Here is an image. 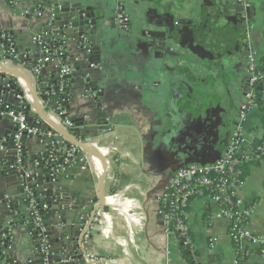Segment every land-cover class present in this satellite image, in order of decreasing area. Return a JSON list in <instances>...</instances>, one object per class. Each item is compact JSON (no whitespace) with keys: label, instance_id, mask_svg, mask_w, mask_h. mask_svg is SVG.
<instances>
[{"label":"crops","instance_id":"crops-1","mask_svg":"<svg viewBox=\"0 0 264 264\" xmlns=\"http://www.w3.org/2000/svg\"><path fill=\"white\" fill-rule=\"evenodd\" d=\"M15 1L19 8H12L8 0H0V33L11 38L19 61L2 64L7 70L21 75L20 78L12 75L7 77L10 81L17 82L28 94L30 118V113H36L37 110V106L33 105L30 90L36 86L41 87L42 84L54 85L56 81L57 68L53 63L47 64L43 69L42 83L33 73L39 55V49L33 41L43 31L44 23L50 19L51 14H54L52 5L56 0ZM59 1L65 5L66 0ZM95 1V5L102 10L98 13L106 16L107 31L104 36L107 37L111 29L107 48H113L123 56L128 55L124 50L134 24L130 32H122L123 38L118 41L117 36L120 32L112 19L116 1ZM211 1L215 0H126V7L132 21L137 20L135 15L140 9L161 7L158 11L159 17L164 18L161 23L156 24L160 18L153 13H145L140 19L149 34L156 28L160 31L178 28L184 17L192 16L195 11L199 14ZM246 1L256 11L253 20L254 35L250 43L255 47L253 53L256 55L257 63L263 64L264 0ZM183 6L191 7L187 15L175 12L176 8ZM40 9L44 14L41 19L23 15L26 11L36 12ZM178 32V37H182L181 33L192 35L190 25L183 27L181 33ZM229 39L215 41L207 51L202 48L204 54L201 59L204 62L196 58L187 61L177 56H168L167 60H162L152 54L153 59L145 62L147 65L143 69L136 67L131 61L117 63L103 57L100 62L102 69L93 72L94 75L89 82L83 81L77 69L71 75L67 87L66 111L68 114L71 113L70 118L75 116L84 119L85 126H90L86 128L89 134H81L80 141L96 143L100 148L113 145L115 153L110 155L116 154L122 159L118 166L108 161V172L104 182L106 193L104 206L108 207V212L102 210L97 212L83 244L91 259L100 264H187L182 256L178 238L166 230L158 214L159 205L153 200L164 191L178 170L193 164L199 166L213 164L223 155L229 143L222 152L215 154L217 155L215 161L210 160L211 153L209 157L203 153L205 156L201 160L207 162L206 164L194 161L182 166L189 161V156L185 151L177 152L173 148L172 140L178 138L177 130L172 134L165 131L163 115L167 105L176 103L178 99L176 93L178 87L183 85L182 82L187 83L193 78L200 85L204 105H207L209 110L214 108L220 111V123L228 128L230 124L234 125L237 122L234 125V133L241 123L238 113L250 90L246 74L249 58L237 54L236 41H232L230 36ZM67 42L68 57L70 59L77 57L76 42L69 40ZM96 98L99 103H95ZM8 103L11 106L19 104L13 96L9 97ZM37 105L39 109H48L47 103L41 98ZM170 111L172 112L173 108ZM230 111L232 116L226 120V113L230 114ZM263 123L260 107L254 108L241 123L248 147L264 139ZM174 126L172 125V128ZM13 127L11 121L4 120L0 123V145L5 147L6 152L0 154L2 162H8L11 157L8 148ZM41 151L42 147L36 139L27 140L25 157L27 156L26 159L30 163ZM97 164L96 169L91 166L70 167L60 177L55 186L68 195L66 203L69 208L60 216L54 217L51 213L50 220L62 217L66 221L76 223L82 216H86L88 221H91L96 210L93 201L100 192L102 177V166L99 162ZM0 191L8 192L13 210L19 206L15 212L16 221L12 233L15 258L23 264H27L28 261L33 263L39 261V254L35 250L36 243L29 230L26 226L17 224V217L27 214V206L22 196L18 195L20 191L18 181L16 179L6 181L0 176ZM239 194L252 210L248 229L254 235L264 238V161L250 167L249 175L239 189ZM216 213L217 206L212 203L209 196L194 198L190 203L187 222L194 239V247L198 252L197 258L201 264H234L237 252L228 234V222L216 217ZM74 234V228L71 226H65L63 231L61 227H55L52 239L62 237L61 243L72 248ZM250 251L251 254L241 264H264V258L259 255L257 248L253 247ZM58 258L59 256L54 257L55 260ZM85 262V259L76 260L74 264Z\"/></svg>","mask_w":264,"mask_h":264},{"label":"built area","instance_id":"built-area-1","mask_svg":"<svg viewBox=\"0 0 264 264\" xmlns=\"http://www.w3.org/2000/svg\"><path fill=\"white\" fill-rule=\"evenodd\" d=\"M116 1L115 21L120 29L126 31L128 29L129 18L122 0ZM240 1L244 3L246 0ZM8 4L12 8H19V4L15 0H8ZM23 15L28 17L35 16L38 19L44 16L41 9L36 12L26 11ZM54 17L55 15L52 14L50 19L44 23L43 31L33 41L41 55V58L37 60L33 73L38 76L42 73L45 65L49 63L56 65L57 73L55 84L45 85L46 89H50V92L40 89L39 94L49 96V102L51 104V107L48 108L49 114L60 119L62 125L67 130L76 132V127L68 116L64 106L66 96L63 98L64 103L55 102L54 98L66 93L65 89L68 87V77L75 72L76 65L82 61V57H73L70 59L66 52V43L62 44L57 42L56 36L47 32ZM5 40H8L10 44V48L8 49H5L3 43ZM13 45L8 35H2L0 37V49L5 56H10L12 62L16 63L19 61V57ZM89 53L90 50L88 49L87 55ZM90 68L96 70L99 68V65L92 63ZM246 74L249 79L250 90L246 94L245 102L240 108L241 123L247 119V116L256 107H260L264 117V63L258 64L254 53H251L249 56ZM7 90L9 95L13 96L19 103L18 106H11L4 98L0 99V116L11 117L16 125V131L11 137V142L15 148V161L13 166L7 167V170L8 168H17L18 173L22 175L21 171H25V163L28 162L31 169L25 172V178L44 179L48 177L56 185L60 177L70 167L91 166L93 169L98 167L96 160L91 158L80 147L70 144L42 119L35 118L33 122L29 123L28 94L17 82L11 81L7 86ZM56 111L58 115H56ZM241 123L235 129L225 152L216 162L207 166L193 164L181 168L165 186L164 191L153 200L159 205L158 214L166 226L168 233L176 235L180 242V247L183 246L193 256L196 249L194 247V239L190 236L191 232L187 222V210L194 198L209 196L212 203L218 208L216 217L225 219L228 222V234L237 252V259L234 264H241L247 256L243 255L240 257V255L242 253L251 254L250 249L253 247L257 248L259 255L264 258V238L254 235L248 229L252 210L246 209V203L239 194V189L244 182L240 180V172L238 169L241 163L264 161V140L257 146L252 145L248 147L244 128ZM24 135L28 139H36L42 147V151L38 155L40 160L33 159L32 163H30L26 159L25 148H23L21 143ZM85 143L101 151L108 158L109 163L118 166L122 162L120 156L116 154L114 156L110 155V153H115L113 151L115 150L113 145L100 148L96 143ZM3 152L6 153L5 147L0 145V154ZM1 156L0 158L3 159ZM1 159L0 166L5 164ZM39 168L42 170L40 173L38 172ZM28 185L23 187L25 194L22 198L27 206V215L30 217L35 230L39 231L40 239L37 243H41V255L46 259L49 255L50 245L46 236L47 228L40 214L43 211H51V208L48 203L43 201L46 195H40L36 191L40 185L36 184L34 187H30V184ZM4 198L11 201L10 196L7 194ZM91 260L97 262L94 259ZM195 264H201L196 257Z\"/></svg>","mask_w":264,"mask_h":264},{"label":"water","instance_id":"water-1","mask_svg":"<svg viewBox=\"0 0 264 264\" xmlns=\"http://www.w3.org/2000/svg\"><path fill=\"white\" fill-rule=\"evenodd\" d=\"M62 2L56 0L52 8L54 9L53 13L55 15L54 19L51 21L47 32L50 34H54L56 36V41L62 44H68V40L72 42H76V51L77 57H82V61L77 63L76 69L77 72L80 73L83 81L89 82L91 77L94 75L93 72L99 71L102 69L100 62H102V58L106 57L110 60V62H128L135 64L136 67L143 68V64L153 59L154 54L158 59H168V56H177L178 58H186L185 54H187V48L182 42L185 40V36L183 35L182 30L183 27L189 26L192 23L196 16L195 13L190 17H184L180 21V26L176 29H169L166 31H160L153 29L148 32L145 30V26L143 22L140 21L143 15L148 11L154 12L155 16H159L158 12L161 7L155 8H145L140 9L135 17L133 28L130 30L131 34L128 35V41L125 46V53L128 55L123 56V54H119L115 51V49L107 48V39L110 38L111 29L106 36H104L106 30V16H102L98 13V11H102L101 8H98L95 4V0H66L65 5L61 4ZM202 8L201 17L204 19V28H207L208 24H212L215 20H221L224 22L225 30L229 31L230 37L232 41H236V49L237 54L241 57L246 58L253 53L255 47L250 43L252 41V36L254 35V18L256 17V11L251 7V5L245 1L244 3L240 0H215L211 1ZM168 8V7H166ZM191 7H179L175 9V12H179V14L187 15L190 12ZM52 15V14H51ZM160 20L156 23H161L164 19L162 16L158 17ZM115 28H112V30ZM182 34V37H178L177 33ZM103 32V35H102ZM141 33V34H139ZM2 33H0V37ZM147 37H150L146 40ZM122 34L120 33L117 36L118 41L122 40ZM109 40V39H108ZM152 41L158 42L157 44H150ZM5 45V49L10 48V44L8 40L3 41ZM144 46V50L142 51L141 47ZM157 46V47H156ZM156 48H160L161 52H154ZM88 49L90 50L89 55ZM248 52V54H245ZM162 56H159V55ZM144 55V56H143ZM123 56V57H122ZM41 58V55H37V60ZM10 56H5L3 51L0 49V99L4 98L5 101L9 100V93L7 90V86L11 83L8 79L7 75H12L20 78V74L15 73L14 71H9L5 68L2 63L11 62ZM95 63L99 65V68L96 70H92L90 65ZM47 65H45L46 67ZM79 66V67H78ZM78 67V68H77ZM40 82L42 83L44 77L40 75L37 76ZM72 76L68 77V80L71 79ZM56 82V81H55ZM40 89L42 91L50 92V89H46L45 85L42 84L41 87H33L30 90L31 95L33 96V105L37 106L36 113H30L29 123L33 122V120L37 117L42 119L47 125H49L55 132L60 134L64 139L70 142L73 145L80 147L83 151H85L91 158L98 161L102 166V177H101V185L100 192L96 200H94V204H96V210L93 213L91 221H88V217L82 216L80 220H77L76 223L74 221H66L64 218L60 217L57 220H50L45 224L47 228V240L50 245L49 255L46 259L41 255L40 246L41 243H36L35 250L38 252L39 261L35 263L28 261L27 264H74L76 260H84L85 264H100L99 262H93L91 258L88 256L87 251L84 250L83 244L86 238L88 237L89 230L91 229L92 224L94 223V219L97 215V212L102 210L104 212H108V207L104 206V201L106 199V193L104 191V182L107 177L108 172V159L107 157L101 153L95 147L89 146L85 143V141H80L81 134L88 135L89 132L86 129L88 126H85L84 119H80L78 117H71V121L76 127V132H72L71 130H67L61 123V120L53 117V115L49 114L48 109H39L38 108V100L41 98L45 103H47V108L51 107L49 102L48 95H40ZM58 90V89H56ZM66 94H68V88L65 89ZM96 97V96H95ZM95 103H99V100L96 98ZM65 108L68 109L67 102L64 103ZM232 109V107H231ZM30 111V107L28 109ZM226 111V109H225ZM56 115L58 112L56 111ZM68 114V116H70ZM232 116V112L230 114L226 113V120L230 119ZM63 119V117H62ZM11 121L13 119L9 116L1 117L0 123L2 121ZM14 124V122H13ZM16 131V125L14 124L13 132ZM12 132V134H14ZM233 132L231 133L232 136ZM12 136V135H11ZM230 136V137H231ZM8 142L10 140L7 138ZM28 137L24 135L21 139V143L23 148L26 146V142ZM229 143V142H228ZM227 143V144H228ZM1 144V143H0ZM5 145V143H3ZM8 150H10L11 157L8 162L0 166V176L4 177L6 181L9 179H16L18 181V187L20 189L18 195L23 196L25 191L23 189L24 186L34 187L36 184L40 185L36 189V191L40 195H46V198L43 199L44 202L48 203L51 208V213L55 217L57 215H61L64 211H68L67 208L69 206L66 203V200L69 199L68 195H66L63 191L52 183L51 179L45 177L44 179H33V178H25V172L31 169V166L28 162L25 163V171H21L20 175L17 171V168H8L14 165L15 161V152L14 146L11 142L9 144ZM227 146V145H226ZM209 157V155H208ZM217 155L211 154L210 160L215 161ZM1 159V158H0ZM193 163V160H189L187 163H184L182 166L187 165L188 163ZM200 164H206L207 162L198 161ZM18 167V166H17ZM42 170L39 168L38 172L40 173ZM7 172V173H6ZM175 174H173L174 176ZM8 192L0 191V264H23L15 258L14 255V244L12 240L13 228L15 227L16 214L15 212L19 209V206L12 208L9 200L5 199V195ZM9 195V194H8ZM73 225V226H72ZM65 226H71L74 228V239L73 246L69 248L65 244H62V237L57 240L52 239V234L54 232L55 227H61L62 231ZM59 258L57 260L54 257Z\"/></svg>","mask_w":264,"mask_h":264},{"label":"flooded vegetation","instance_id":"flooded-vegetation-1","mask_svg":"<svg viewBox=\"0 0 264 264\" xmlns=\"http://www.w3.org/2000/svg\"><path fill=\"white\" fill-rule=\"evenodd\" d=\"M122 3L129 18L128 29L126 31L122 30L116 24L115 12L117 1L116 7H114V14L113 16L111 15L114 20V26L121 34L122 32H130L129 30L132 27V24L135 23L134 20H131L127 12L128 7H126V0H122ZM148 8L150 9L151 7ZM147 13L154 14L152 10ZM201 15V12L196 14L190 25L192 35L185 36V40L182 42L187 48V54H185V59L187 61L192 60L190 58H195L197 49L203 48L207 51L208 47L215 41H227L229 39L228 35H230V33L225 30L226 24H224V22L221 20H215L212 24H208L205 29L204 19H202L203 17ZM156 17L158 18L159 16L156 15ZM158 21L159 19L157 22ZM149 38L150 37H147L146 40ZM229 41L231 40L229 39ZM150 44L159 45L158 42L152 40ZM141 49L143 51L144 46H142ZM161 51L160 48L154 50L155 53ZM245 54H248V52H245ZM159 56L162 55L160 54ZM146 65L147 64L145 63L142 66L145 68ZM186 73H188V71ZM188 81L187 83L182 82L183 85L178 87L179 90L176 93L178 99L175 104L171 106L167 105L163 120L166 132L172 134L173 131L177 130L176 137L178 138L172 140L173 145L171 143L173 148H175L177 152L185 151V154L189 156V160L198 162L201 161L203 156H205L204 154H219L223 151L229 142L234 125H236L237 122L234 123V125L230 124L228 128L227 126L225 128V125L220 123V111L215 110L214 108L209 110V107L204 105V98L202 97L198 81L193 78ZM172 108L173 111L171 112L170 109ZM239 115L240 113H238V117ZM172 125H175L174 128H172Z\"/></svg>","mask_w":264,"mask_h":264},{"label":"trees","instance_id":"trees-1","mask_svg":"<svg viewBox=\"0 0 264 264\" xmlns=\"http://www.w3.org/2000/svg\"><path fill=\"white\" fill-rule=\"evenodd\" d=\"M64 56H65V52H64ZM65 96H67L66 93H64L63 95H58L57 97L54 98V101L55 102H59V103H64L63 102V98H65ZM263 121H264V117H263ZM263 126H264V123H263ZM260 143H261V141L256 143L255 145L257 146ZM34 159L40 160V157H38V156L35 157L34 156ZM256 164H258V162H247V163H241L238 166V169H239V172H240V180L242 182H244L246 180V178L248 177L250 167L253 166V165H256ZM38 202L40 203L39 199H38ZM246 209H251V208H250V206L246 205ZM217 210H218V208H217ZM40 215H41V217L43 219V223L44 224L48 223V221L51 219V211H46V212L43 211V212H41ZM17 224H19L21 226H26L27 229L29 230V232L31 233L32 239L34 240L35 243H37V241L40 239L39 231L35 230V227L33 226L32 222H31V219H30V217L27 214L18 216L17 217ZM190 236H192V234H190ZM180 248H181L182 256L185 259L186 263L187 264H195V257L196 258L198 257V252L195 251L194 252V256H193L183 246L180 247ZM249 254L250 253H246V254L242 253L240 255V257H242L243 255L248 257Z\"/></svg>","mask_w":264,"mask_h":264},{"label":"rangeland","instance_id":"rangeland-1","mask_svg":"<svg viewBox=\"0 0 264 264\" xmlns=\"http://www.w3.org/2000/svg\"><path fill=\"white\" fill-rule=\"evenodd\" d=\"M195 54H196V55H195V58H196V59H198V60L204 62V60L201 59V57H203V54H204V52H203L202 49H197Z\"/></svg>","mask_w":264,"mask_h":264}]
</instances>
